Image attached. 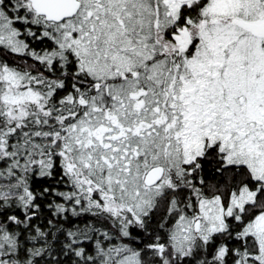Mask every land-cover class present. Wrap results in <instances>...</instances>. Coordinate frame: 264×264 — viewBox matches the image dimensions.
Segmentation results:
<instances>
[{"label":"snow or ice","instance_id":"1","mask_svg":"<svg viewBox=\"0 0 264 264\" xmlns=\"http://www.w3.org/2000/svg\"><path fill=\"white\" fill-rule=\"evenodd\" d=\"M0 264H264V0H0Z\"/></svg>","mask_w":264,"mask_h":264}]
</instances>
